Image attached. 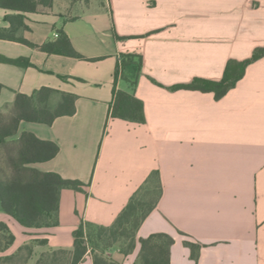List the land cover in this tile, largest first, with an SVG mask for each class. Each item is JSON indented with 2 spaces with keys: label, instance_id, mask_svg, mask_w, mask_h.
Masks as SVG:
<instances>
[{
  "label": "crops",
  "instance_id": "1",
  "mask_svg": "<svg viewBox=\"0 0 264 264\" xmlns=\"http://www.w3.org/2000/svg\"><path fill=\"white\" fill-rule=\"evenodd\" d=\"M0 30L38 47L62 32L84 57L0 39V55L30 63H0V102L13 105L16 94L42 87L77 97L73 116L20 124L18 138L28 132L59 148L28 167L85 184L83 192H60L55 227L25 228L0 212L15 238L0 257L32 240L47 246L36 247L28 264L46 250L72 251L80 221L111 226L157 171V206L131 254L111 250L115 261L136 264L138 239L160 233L174 241L170 264H264V57L219 100L172 90L194 79L219 81L228 61L264 48V0H53L35 13L0 7ZM124 53L142 56L133 96L143 104V124L109 118L114 90L130 92L124 80L114 85ZM184 242L201 246L196 262ZM79 264H93L89 252Z\"/></svg>",
  "mask_w": 264,
  "mask_h": 264
},
{
  "label": "trees",
  "instance_id": "2",
  "mask_svg": "<svg viewBox=\"0 0 264 264\" xmlns=\"http://www.w3.org/2000/svg\"><path fill=\"white\" fill-rule=\"evenodd\" d=\"M53 0H0V7L20 13H35L40 7L51 8ZM0 39L39 48L49 54L60 53L68 57L84 60L70 45L66 35L58 33L55 42L35 46L24 39L17 38L13 31L4 33L0 30ZM264 57V48L254 51L251 58L238 62H227L223 77L219 81L194 79L190 84L173 87L172 90H193L214 93L216 100L221 99L244 76L245 69L251 63ZM0 63L19 68L30 66L26 58H8L0 55ZM142 56L136 53H124L118 57L114 72V85L124 80L129 84L130 92L114 90L109 118L143 124L145 122L143 104L133 96V91L142 74ZM4 86L0 84V95ZM53 96L58 98L51 108L49 102ZM76 95L42 87L30 96L16 94L13 106L16 114L8 124L0 126V143L13 138L20 124L38 123L50 126L55 119L73 116L76 112ZM58 146L49 141H42L33 134L23 132L17 140L15 157L9 158L13 175L6 181H0V212L12 217L25 228L55 227L58 225L59 194L62 190L83 192L85 184L78 180L63 179L56 173H42L29 165L52 160L58 153ZM162 187L158 172L150 174L140 189L130 198L114 223L102 227L80 221L73 233L72 251L46 250L38 255L36 264H79L82 262L88 246H92L93 264H120L110 252L119 249L123 256L132 253L136 243L137 230L144 219L156 208L161 197ZM14 235L8 227L0 223V254L6 252L14 243ZM140 252L136 264H170L169 249L174 243L166 234H152L139 238ZM46 247V240H32L20 246L14 253L0 257V264H28L35 254L36 247ZM190 250V258L195 262L201 246L184 242ZM96 250L99 253H96Z\"/></svg>",
  "mask_w": 264,
  "mask_h": 264
},
{
  "label": "rangeland",
  "instance_id": "3",
  "mask_svg": "<svg viewBox=\"0 0 264 264\" xmlns=\"http://www.w3.org/2000/svg\"><path fill=\"white\" fill-rule=\"evenodd\" d=\"M5 98V97H4ZM58 98L53 96L49 106L53 108ZM16 114L15 107L10 103L0 102V126L8 124L11 118ZM18 134L13 138L0 143V181H6L13 175V169L10 166L9 158L15 157ZM92 246H88V252L91 255ZM98 254L99 251L96 250Z\"/></svg>",
  "mask_w": 264,
  "mask_h": 264
}]
</instances>
